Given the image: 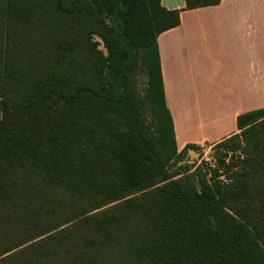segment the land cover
<instances>
[{"label":"trees","instance_id":"trees-1","mask_svg":"<svg viewBox=\"0 0 264 264\" xmlns=\"http://www.w3.org/2000/svg\"><path fill=\"white\" fill-rule=\"evenodd\" d=\"M180 23L162 0H0V264H264V107L215 144L239 151L223 174L181 165L158 46Z\"/></svg>","mask_w":264,"mask_h":264},{"label":"crops","instance_id":"crops-1","mask_svg":"<svg viewBox=\"0 0 264 264\" xmlns=\"http://www.w3.org/2000/svg\"><path fill=\"white\" fill-rule=\"evenodd\" d=\"M162 5L181 10L180 25L158 37L178 149L219 142L238 132L240 114L264 107V0Z\"/></svg>","mask_w":264,"mask_h":264},{"label":"rangeland","instance_id":"rangeland-1","mask_svg":"<svg viewBox=\"0 0 264 264\" xmlns=\"http://www.w3.org/2000/svg\"><path fill=\"white\" fill-rule=\"evenodd\" d=\"M147 79L145 74L142 71H138L135 76V89L137 93L140 96V99H142L143 103V121L146 126H149L151 133H156V127L155 122L153 121V118L150 115L149 112V105L146 101V85ZM218 143V142H216ZM216 143H200L196 144V148H190L187 149L186 152L183 154V161L180 162L181 165H191V172L196 170L198 167H204V168H223L221 171V174H223L224 168L220 166L219 157L222 153L224 162L229 166L232 164L233 159H238L239 151H233L231 149H221L216 150L215 144ZM181 151V150H179ZM221 178H224L222 176Z\"/></svg>","mask_w":264,"mask_h":264}]
</instances>
